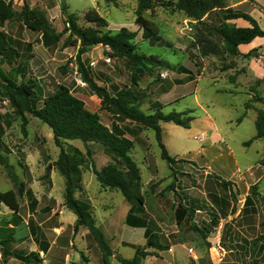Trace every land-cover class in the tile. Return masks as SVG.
Returning <instances> with one entry per match:
<instances>
[{
	"label": "rangeland",
	"instance_id": "rangeland-1",
	"mask_svg": "<svg viewBox=\"0 0 264 264\" xmlns=\"http://www.w3.org/2000/svg\"><path fill=\"white\" fill-rule=\"evenodd\" d=\"M59 1L62 5L60 11L52 12L41 4L26 3L29 5V9L34 11L31 22H40L39 29H32L20 19H13L6 23V30L10 35L22 42L24 46L30 45V50L22 54V57L13 65L0 62V82L6 83V79L9 78L19 83L22 77L18 70L25 61L29 60L26 78H37L44 94L51 93L60 84L66 85L76 96L86 102L89 109L99 112L104 123L111 126L114 121L112 114L101 108V98L90 90L78 71L77 46L64 44L68 33L63 34L61 41L55 47L46 48L42 43V32L44 30L50 33L61 32L65 26V17L70 13H76L79 16L81 25L89 26L90 23L87 22L85 14L90 8H96L110 22L111 28L108 26L107 29L112 32L115 33L119 30L118 28L127 27L137 33H142L135 39L138 50L147 55L161 57L175 65L174 70L157 67L153 75L144 76L139 80V85L134 86L131 81L132 73L126 60L112 56V50L107 46L99 44L88 48L82 55V59L96 81L107 87L110 93L115 94V86L117 88L132 86L138 97L137 100L140 101L141 110L147 114L156 111L157 108H152L154 100H159L162 103L163 106L158 109L164 113L174 110L178 112L192 110L191 115L194 116V119L191 122V130L173 122H161V126L164 127L162 130L166 137L165 140L170 148V156L176 157V162L172 165L162 158V149L153 129H144L133 121L121 122L127 137L134 141L131 155L141 169L142 189L149 204L160 198L162 202L170 205L174 196L170 194L167 187L162 190L164 196H157L155 193L161 190L162 185L173 181L171 179L174 174L182 173L180 163L185 165L194 160L214 176L216 175L217 179L231 181L242 187L245 186V181L249 182L250 168L259 162L264 168V138L251 141L257 133L256 116H258V111L264 110V57H261L259 53L249 57H245L243 54L233 56L223 53L210 56L202 55L198 36L206 27L187 18L183 12L173 11L170 5H167L168 0H156L154 8L144 12L149 26L160 38L159 41L151 44H149V38L144 34L143 29L136 23L137 6H133L135 0H120L126 3V7L123 8L115 5L109 7L106 0ZM13 3L21 13L25 3L18 4L14 1ZM67 4L70 5L69 9ZM227 4L234 11L248 10L251 6L247 4L245 7L235 8L232 6L234 4L232 0H227ZM217 13L213 14L212 12L205 21L207 30L211 29L214 40L218 41L213 28L223 21L224 13L220 10ZM261 27L264 28V19ZM260 38L263 39V42L259 40L258 42H261L262 47L258 46L257 49L264 52V38ZM162 72L168 73L167 78L161 76ZM233 75L236 77L235 82L231 81ZM195 79L197 80L195 81ZM258 96L263 97V100L258 101ZM248 102L251 103L250 108L246 106ZM0 113H9L13 117L12 125L6 128L3 136L4 145L0 147V153L8 156L9 164L13 166V170L26 184L24 196L19 197L21 206L19 213H14L4 204L0 205V215H3L7 221L20 219L21 216L24 219L17 222L14 229L15 237L20 238L17 241L19 247L29 246V242L31 245L36 243L38 246L39 242L50 245L56 241L58 246L64 247L68 252V264L73 262L105 264L103 252L94 237L87 232L78 234L79 230L75 228L76 222L66 225L70 221L69 215L74 217L76 215L65 205V179L52 164L58 159L60 148L55 144L50 126L39 118L27 114L28 123L23 130L22 119L13 112L9 100L1 95ZM210 120L215 122L218 132L223 136L220 138H223L225 142L215 141L218 140V137H205L204 141H200V137H196L204 129L208 132L206 134L210 135L213 131ZM66 143L86 152V147L81 140H67ZM89 147L92 149L91 160L98 168H102L112 161V157L104 152L101 144L91 143ZM48 165L51 166L50 171H48ZM158 176L161 178H157ZM82 177L83 190L81 193H77V196L86 200L90 199L94 204L96 223L102 231H105V239L111 248L116 250V255L132 257L133 249L121 245L120 240H132L138 244H144L146 240L141 237L143 229L125 226V218L119 211H115V214L110 216L112 209L115 208L114 202L117 200L126 201L123 194L118 190L101 186L91 169L84 170ZM152 185L154 186L152 187ZM258 188L264 195V169L258 180ZM10 189L17 188L11 180L7 168L0 164V191ZM29 189H33L34 194L40 200V202L37 201L35 207L32 205L34 194L32 196L28 193ZM52 189L53 196L58 199L57 201H60L59 207L56 200L53 201L49 198ZM168 195L172 198L168 199ZM168 200L169 202H167ZM44 205H49L53 209L44 213L42 211ZM63 205L68 210L66 209L63 214L64 217L67 216L66 219L61 220L60 210ZM35 209L37 212L32 213ZM165 211L167 213L160 216L164 222L162 228H153L151 231L155 230L160 235L163 232V235L168 234L172 239L173 236H178V233L173 232L175 219L171 210H167L166 207ZM134 214L141 216L137 212ZM30 215L31 218H34L36 232L33 231L31 225L27 224ZM61 221H63V225L60 223ZM6 224L9 228L8 222ZM166 239L168 238L166 237ZM207 242V239L200 240L204 248L207 246ZM178 248L180 247L177 246V250ZM180 249L188 260V251L185 248ZM55 251L53 250L52 254L47 257L52 264H56L59 260L56 258ZM65 251L62 254L63 258L66 255ZM108 259L109 261L113 260L114 264H119L117 258L114 260L112 255ZM149 263L150 261H147V264ZM35 264H39V262ZM158 264H175V262L170 253L164 252L163 258Z\"/></svg>",
	"mask_w": 264,
	"mask_h": 264
},
{
	"label": "trees",
	"instance_id": "trees-1",
	"mask_svg": "<svg viewBox=\"0 0 264 264\" xmlns=\"http://www.w3.org/2000/svg\"><path fill=\"white\" fill-rule=\"evenodd\" d=\"M106 2L118 4L117 0H106ZM155 3L156 0H138L136 9V23L143 29L144 34L152 40V43L159 41L160 38L149 26L144 12L153 9ZM167 5H170L173 11L183 12L187 18L195 20L206 27L198 36L201 53L204 56L221 53L233 56L239 55L241 44H248L256 37H264V28L261 27L259 22L249 13L232 10V7L227 4V0H168ZM21 10L22 12L19 13L12 0H0V62L10 65L16 63L22 57V54L28 52L30 45L24 46L22 42L17 41L13 35H10L9 31L6 30V23L13 19H20L32 29L41 27L40 22H31L34 11L31 8L29 9V5L25 3ZM218 10L224 13V19L213 29L219 39V42H216L212 34L208 32L205 20L213 11ZM85 18L90 23L89 26L81 25L79 16L76 13L66 15L64 29L59 33H50L44 30L42 32V43L46 48L55 47L61 41L63 34L68 33L64 44L66 46L69 44L77 46L78 71L90 90L101 98V108L112 114L114 121L111 126L104 123L100 113L89 109L86 102L76 96L66 85L60 84L51 93L44 94L37 78H26L29 60L25 61L18 70L22 77L19 83L9 78L6 79V83L0 82V95L9 100L13 112L22 119L23 130H25L24 127L28 123L27 114L39 118L52 129L55 144L60 148L59 157L52 164L65 179V205L77 216L75 228L78 229L79 226L88 228L103 252L104 261L108 263V258L113 255L114 251L106 241L104 232L96 223L90 200L77 196V193H81L83 190L82 176L84 170L91 169L101 186L119 190L124 198L132 204L127 217V224L140 226L142 220L134 213L143 212L144 208L145 196L142 189L141 169L131 155L134 141L127 137L126 130L121 122L133 121L144 129H153L162 149V158L172 165L176 162V159L169 155L163 142L161 122H173L185 128H190L194 116L191 115V109L164 113L158 109L163 105H159L153 113L147 114L141 110L140 101L137 100L138 97L132 86L128 88H117L115 86V94H112L107 87L100 85L82 59V55L88 48L99 44L108 46L112 50V56L126 60L132 73L131 81L134 86H138L139 80L144 76L153 75L157 67H166L172 70L176 67L157 55H147L139 51L135 41L137 31L121 27L114 33L107 29L109 26L107 19L96 8H90L86 12ZM236 18L246 19L250 26L238 27L229 22V20ZM257 53L258 50L254 48L244 56L249 57ZM29 57L27 58L29 59ZM231 81H236L235 75L231 77ZM257 100L262 101L263 97L258 96ZM246 106L250 108L251 103L248 102ZM12 118L9 113H0V147L4 145L3 136L6 128L12 125ZM256 126L257 133L251 141L264 138V110L258 111ZM76 139L83 142L86 152L79 147L67 145V140ZM91 142L101 144L104 152L112 157V161L102 168H98L91 160L92 149L89 147ZM0 164L7 168L10 178L17 188L0 191V205L4 204L14 213H19L21 208L19 197L24 196L26 184L13 170V166L9 164L8 156L0 153ZM47 168L48 171L51 170V166L48 165ZM223 181L228 185L233 184L231 181ZM257 184L251 186V194L247 197L246 204L249 199L251 200V195L260 196L263 203L262 214L264 215V195L258 193ZM27 192L33 196L32 189ZM37 201L35 198L32 199L33 207H35ZM261 225L264 228V221ZM197 231L204 238L207 237L204 230L197 229ZM207 231L210 234L211 231ZM257 241H264V234L260 235ZM132 246L135 248V255L132 258L118 256L122 264H143L145 257L154 254L147 250L148 247L159 250L169 248L160 242L158 234L154 232L147 236L146 245L133 244ZM31 254L35 255L34 252ZM17 257L24 258L21 255H17Z\"/></svg>",
	"mask_w": 264,
	"mask_h": 264
},
{
	"label": "crops",
	"instance_id": "crops-1",
	"mask_svg": "<svg viewBox=\"0 0 264 264\" xmlns=\"http://www.w3.org/2000/svg\"><path fill=\"white\" fill-rule=\"evenodd\" d=\"M13 1L18 4H41L50 12L54 10L60 11L62 6L59 0ZM117 2V5L113 3L107 4L109 7H112L113 5L120 8L126 7V3L120 0H117ZM232 2L234 3L232 6L235 8H242L247 4H250L251 6L249 9H244L243 12L252 15L259 22V24L262 25V20L264 19V0H232ZM137 5L138 1L135 0L133 6L136 7ZM67 6L69 9L70 5L67 4ZM217 12L218 11H213V14H218ZM229 22L235 24L238 27L250 26V23L244 18L231 19ZM109 27L111 28L110 25ZM211 31V29H208L210 34H212ZM137 34V37H139L142 33L138 32ZM212 36L214 37L213 34ZM149 39V44H151L152 40ZM258 40L262 41L263 39L261 40L260 37H256L248 44H241L239 46L240 54L244 55L254 48L257 49L258 46L262 47L261 42H258ZM215 41L219 42L216 39ZM258 53L261 55V57H264V52L258 51ZM196 80L197 79H195V81ZM159 105H162L159 100H154V102H152V108L154 109H156ZM210 121L213 131L210 133V135H207L206 133L208 132L204 129L202 130V133H205L206 137H218V140L215 141L225 142L223 138H220L223 136H221V134L218 132L215 122L212 120ZM163 128L164 127L162 126V129ZM191 129L192 128H189V130ZM164 135L165 134L163 132V142L170 155V148L167 140H165L166 137H164ZM191 161L192 162L185 165L180 163L179 166L182 167V173L179 175L174 174L173 179H171L173 181L162 185L161 190L157 191L156 193L154 192L157 196H164L162 194V190L167 187L170 190V194L174 196V199L170 205L169 203L165 204L162 202L160 198L157 201L149 204L147 198L145 197L143 212H140L141 216H139L140 220H142V225L133 226L127 224V217L132 208L131 203H129L126 199V201L123 202L120 200L114 202L113 206L115 208L112 209L110 216H113L115 211H119L121 216L125 218V226L143 229L141 237L142 239L145 238L144 240H146L144 244H138L132 240L121 239V245L132 248L135 255V248L132 247V245H146L147 236L152 233L151 230L157 227L162 228V224L164 222L160 216L167 213L165 211L167 207V210H171L173 212L175 219V230L173 232L178 233V236H173V238L170 239L168 234L163 235V232H161L160 235L154 230V233L158 234L160 242L163 245H167L169 248L165 250H159L154 247H148L147 250L153 252L154 254L145 257L143 259V264H147V261H150L149 264H158V262L163 258L164 252H168L172 255L175 264H264V241H257V238L264 234V228L261 225V223L264 221V215L262 214V199L260 196L251 195V200L249 199L248 203L246 204V199L251 194V186L258 183V180L262 175V170L264 168L261 163L259 162L256 166L250 168L251 171L248 176L249 182L245 181V186L242 187L241 185H237L235 183L232 185L226 184L223 179H217V177L214 176L213 173H210L205 167L198 165L194 160ZM157 178L161 177L158 176ZM153 186L154 185H152V187ZM114 190L116 191V189ZM257 190L260 195H263L259 188ZM33 198L40 202L35 194ZM49 198L53 201L58 200L53 196V189L49 195ZM167 198L171 199L172 197L168 195ZM57 202L59 207L60 201ZM167 202H169V200ZM91 205L93 207L92 209L94 213V204L91 203ZM51 209L53 208H50L49 205H44L42 211L44 213L47 211L46 213H48L51 211ZM66 209L67 208L63 205L62 210H60L61 220L66 219L67 217H64L63 215ZM34 212H37V209H35L32 213ZM135 216L138 215L135 214ZM69 219L70 221L66 223V225L69 223L74 224L77 220V216L74 217L73 215H69ZM22 220L24 219L21 216L20 219L16 218L13 219V221H7L3 215H0V264H35L36 262L41 264L43 259L48 261L47 257L52 254L53 250H56V258H59L56 264H68V252L65 251L64 247L58 246L56 241L50 243V245L39 242L38 246L35 242V245H31V242H29V246H23L22 248L19 247L17 241H19L20 238L15 237L16 231L14 229L15 226H17V222H21ZM7 222L9 228L6 226ZM60 223L63 225V221ZM27 224L31 225L33 231L36 232L34 218H31V215L29 221H27ZM78 228V234L85 232L90 234L87 227L79 226ZM197 229L204 230L207 237L204 238L203 235L197 231ZM207 230L211 231L210 234L207 233ZM103 232L106 234L105 231ZM165 236L168 239H166ZM198 239H207V246L204 248ZM177 246L180 248H185L188 251V260L184 257L183 251L180 248L177 250ZM86 250L89 251V249ZM63 251L66 253L64 258L62 257ZM113 251V259L115 260L117 258V262L122 264L116 255V250L113 249ZM32 252H34L35 255H32ZM17 255H21L24 258H18ZM108 262L109 263L105 264H114L113 260ZM48 263L52 264L49 261ZM71 264L79 263L73 262Z\"/></svg>",
	"mask_w": 264,
	"mask_h": 264
},
{
	"label": "built area",
	"instance_id": "built-area-1",
	"mask_svg": "<svg viewBox=\"0 0 264 264\" xmlns=\"http://www.w3.org/2000/svg\"><path fill=\"white\" fill-rule=\"evenodd\" d=\"M107 47H108V46H107ZM108 48H109V47H108ZM161 76H162L163 78H167L168 73H167V72H162V73H161ZM196 137H200L199 140H200V141H204V140H205V137H206V134H205V133H201L199 136H196ZM41 264H49V263L47 262V260L43 259Z\"/></svg>",
	"mask_w": 264,
	"mask_h": 264
}]
</instances>
